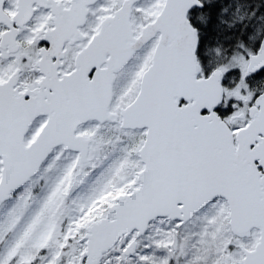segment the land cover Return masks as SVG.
I'll list each match as a JSON object with an SVG mask.
<instances>
[{"label": "snow or ice", "instance_id": "6c2138e0", "mask_svg": "<svg viewBox=\"0 0 264 264\" xmlns=\"http://www.w3.org/2000/svg\"><path fill=\"white\" fill-rule=\"evenodd\" d=\"M0 264H264V0H0Z\"/></svg>", "mask_w": 264, "mask_h": 264}]
</instances>
